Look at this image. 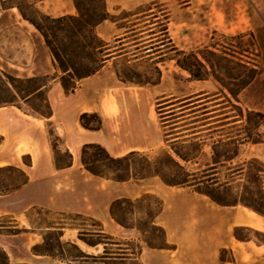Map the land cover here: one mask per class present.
I'll return each mask as SVG.
<instances>
[{
  "label": "crops",
  "instance_id": "0c3cea01",
  "mask_svg": "<svg viewBox=\"0 0 264 264\" xmlns=\"http://www.w3.org/2000/svg\"><path fill=\"white\" fill-rule=\"evenodd\" d=\"M250 1L264 17V0ZM106 2L113 14L110 0ZM38 5L48 14L53 13L49 11V0H39L35 3ZM69 14H78L75 6L57 16ZM101 24L103 22L97 26V31ZM119 29L125 31L124 28ZM124 31H113V38L122 36ZM108 65L96 74L78 80L73 92L67 91L60 80L63 73L44 35L25 15L19 0H0V74L19 79L44 78L47 84L40 90H43L52 110L50 117H44L18 103L0 105V167L16 166L28 176V181L20 188L0 194V218L10 216L20 228L17 233H9L6 227L0 226V245L11 262L76 264L33 252V247L43 242V236L32 229L26 216L29 209L43 207L93 216L116 237L138 238L137 230L126 229L111 217L109 207L117 198H136L151 192L164 201L157 221L165 228L167 240L173 247L158 249L144 246L139 257L144 264H264V243L250 238L239 239L234 234L237 227L264 232V216L248 206L241 203L220 205L193 188L167 185L158 176L119 182L97 176L85 168L81 154L87 143H100L114 156L151 149L131 145L124 153L119 151L118 141H127V137L134 136V129L127 123L121 124V118L123 116L131 122L132 110H138V107H121L120 84L132 87L121 81L115 71L111 82H105L104 72ZM139 109L142 110L141 107ZM85 112H97L103 121L102 128L92 130L84 127L80 117ZM51 129L60 137L63 151L68 149L73 154L71 166H56ZM147 136L145 141L152 139ZM249 156L264 162V142L250 147ZM98 182L124 184L129 190L120 192L115 185H109L107 190L100 185L98 189ZM95 193L102 196L101 202L92 201ZM90 247L94 252L101 251ZM223 250H228L231 258L222 259Z\"/></svg>",
  "mask_w": 264,
  "mask_h": 264
},
{
  "label": "trees",
  "instance_id": "16d2710c",
  "mask_svg": "<svg viewBox=\"0 0 264 264\" xmlns=\"http://www.w3.org/2000/svg\"><path fill=\"white\" fill-rule=\"evenodd\" d=\"M74 3L78 9L76 15L46 16L47 23L28 17L44 35L55 61L63 73L60 80L67 91L73 92L77 88L78 80L96 74L109 63H113L114 71L123 82L141 86L158 85L163 77V70L159 62L164 61V57L169 53H173L172 59L176 61L177 66L188 71L195 79L205 80L211 74L214 75L222 87L234 98H237L256 77L257 68L255 67L250 68L252 74L248 78H237L238 83L217 75L225 67L217 65L204 55L201 57L196 51L180 49L169 35L167 20L162 19L160 15H155V13L151 14L154 15L156 20L149 25L146 23V25L141 26L142 22H147V20L139 21L141 17L133 21L128 20L126 24L119 26L125 29L124 34L115 38L114 42L107 41L97 31V26L100 23L113 17L107 8L106 0H74ZM140 8H142V5L137 9ZM161 11L163 16L168 15L166 7ZM124 13L127 16L138 14L133 10L124 11ZM113 21H118V19ZM154 24L160 25L162 28L156 31ZM207 50L214 55L217 54L216 51L209 48ZM156 54L161 59L153 61ZM151 62L152 71H141L137 67L142 63ZM245 67L249 70L248 65H245ZM0 81L14 96V98L0 101V105L16 104V98L20 96L26 99L32 110L39 115L44 117L52 115L49 102L43 90H40L47 84L42 78L19 79L10 75L4 77L0 74ZM17 81L24 82L29 87H19L15 85ZM35 93L37 95L44 94L46 109L29 100V97ZM222 94L223 96L212 97V95L201 93L190 97L189 101L182 103L180 106V115L177 117L174 111L176 103L172 102L173 99L163 102H167L166 107H168L165 111L166 122L171 123L173 129H175L172 133L175 134L174 141L170 145L173 153L167 149H162L154 155L142 151H131L122 156H114L100 143H87L82 148L81 160L83 165L88 171L97 176L119 182L158 176L167 185L193 188L209 196L220 205L230 206L241 203L264 216L263 203L256 201L255 196L249 190H247V193L250 194V197L243 195L235 201L222 198L218 194L220 188L230 186L228 179L222 180L219 175V168L226 166L227 163L232 164L234 162V159L239 155L240 145L245 141H229L231 137H225L223 134L217 141H213L211 158L205 163L204 167L195 169L188 167V164L198 162V154L203 152L204 147L208 145L203 133L221 130L223 124L217 125L216 122L232 117L229 115L230 111L221 112L226 108L223 107L225 101L221 99L224 97L231 102L225 91H222ZM210 102H212L211 105L208 104ZM240 115L243 116V111ZM173 118H177V121L171 122ZM80 120L82 125L88 129L99 130L102 128L103 121L97 112H85L81 114ZM50 133L55 150L56 166L58 168L71 166L73 154L66 149L64 154L67 160L59 157L56 152L60 137L53 129ZM248 138L253 139V143L261 142L255 137L252 138L251 135H248ZM256 165H258L256 167L258 170L254 178L257 184L260 182L256 195H260L261 200H264V184L261 183L264 178V163L257 158H251L230 169L236 168V171L244 172L246 167L250 168ZM234 172L230 176H233ZM27 181L28 176L22 169L12 165L0 167V194L20 188ZM163 208V199L151 192L136 198L120 197L112 201L109 207L111 217L124 228L135 229L139 232L137 238L139 243L135 245L137 251L129 252L126 251L128 249L124 245H130L131 239L123 241L121 238L108 233L103 223L93 216L33 207L26 213L32 229H46L47 233L50 234L48 237L44 232H40L43 236V242L35 245L33 252L50 255L62 261L76 264H114L117 260L128 257H134L139 260L138 264H144L139 258L144 247L143 244L158 249L173 247L167 240L165 228L157 221ZM35 214L47 217L38 226H35V223H37V220L34 219ZM55 214H59L65 219L83 218L86 222L75 224L48 218ZM85 224H89L90 227H86ZM0 226L6 227L9 233L20 231V228L16 227V223L4 225L0 222ZM67 228L78 229V237L87 245L97 249L102 245L103 250L88 252L83 250L76 241L72 239L64 240L63 236ZM238 229L239 227L235 228V236L239 239H246L237 232ZM253 231L255 233L260 232L258 230ZM260 233L264 234V232ZM54 241L56 245L53 243ZM109 245H116L120 251H111ZM43 246H45V249H41ZM66 246L75 247L78 253L75 255L68 254ZM223 251L221 252V258L226 259L223 256ZM0 264H15L11 262L9 255L1 245Z\"/></svg>",
  "mask_w": 264,
  "mask_h": 264
},
{
  "label": "rangeland",
  "instance_id": "374dc122",
  "mask_svg": "<svg viewBox=\"0 0 264 264\" xmlns=\"http://www.w3.org/2000/svg\"><path fill=\"white\" fill-rule=\"evenodd\" d=\"M36 2H39V0H19L26 16L40 20L43 23H47L46 16L59 17L57 15L68 12L75 6L74 0H49V11L51 10L53 13L48 14L45 8H41L39 5L35 6ZM110 5L113 13L112 19H118V22L114 23L112 19H108L101 24L98 30L102 37L107 38V41L114 42L112 32L115 30L123 32L124 30L119 29L118 26L126 24L128 20L133 21L141 17L139 21L147 20V22H142L141 26L146 25V23L149 25L156 20L154 15L151 14L155 13V15H160L162 19L167 20L169 35L180 49L196 51L201 57L204 55L217 65L225 67L217 75L238 83L239 80L237 78H248L252 74L250 68H257L256 77L252 83L237 98H234L222 87L214 75L211 74L205 80L195 79L188 71L177 66L176 61L172 59L173 53H169L164 57V61L159 62L163 70L160 84L155 86L147 85L146 87L149 88H141V85L134 83H127L132 88H126V84H120L122 95L119 104L121 107L122 105L128 108L136 106L138 110L131 108L134 111L131 122L126 121L121 115V124L125 125L127 123L129 128H133L134 136L129 137V139L127 137V141H118L119 151L124 153L131 145H141L150 147L151 149L146 150V153L151 155L162 149H167L173 153L170 145L174 141L173 137L175 134L172 133H174L175 129H173L171 123L166 122L165 111L168 107H166L167 102H163L173 99L172 102L176 103L174 111L177 117L180 115V106L182 103L189 101L190 97L201 93L212 95V97L223 96L222 91H225L229 95L231 102L223 97L221 100L225 101L223 107L226 108L221 110V112L230 111L229 115L232 117L216 122L217 125L223 124L221 130L203 133L208 145L204 147L203 152L198 154V162L188 164V167L191 169L204 167L205 163L211 158L213 141H217L223 134L225 137H231L229 141H245L240 145L239 155L234 159V162L232 164L227 163L226 166L219 168V175L222 180L228 179L230 186L228 188H220L218 194L222 198L235 201L243 195L250 197V194L247 193V190H249L255 196L256 201L263 203L262 208L264 209V200H261L260 195H256L260 182L259 184L255 182L254 175L257 174L258 168L256 167L258 165L250 168L246 167L244 172H238L236 168L230 169L251 158H255L249 156L250 147H255V145L264 142V17L260 15L250 0H110ZM141 5L142 8L137 9ZM164 7L168 10L166 17L163 16L161 11ZM130 10L138 14L127 16L124 11ZM154 27L156 31L162 28L160 25H155ZM207 48L216 51L217 54L210 53ZM154 57L153 61L161 59L157 54ZM245 65L249 66V70ZM137 67L141 71H152V62L142 63ZM113 71L114 65L110 63L104 72L105 82H111V79L115 77ZM42 79L45 80L44 78ZM15 85L23 88L29 87L26 83L20 81L15 82ZM11 98H14V96L0 81V101ZM16 100L23 108L32 111L26 99L18 96ZM29 100L46 109L44 94L35 95ZM208 104L211 105L212 102ZM140 107L142 110L139 109ZM242 111L243 116L240 115ZM175 121H177V118L171 120V122ZM147 135L155 139L152 140L150 138L151 140L145 141L148 138ZM248 135L261 140V142L253 143L254 140L248 138ZM57 145V155L67 160L63 151L62 141H58ZM258 160L264 163L261 159ZM233 171H235L234 175L230 176ZM262 181L261 183L264 184V178ZM100 185H102L103 190L109 189V185L117 186L120 192H128L129 190L127 186H123L124 184L115 182L111 184L106 182L103 184L96 183L97 188H100ZM92 196L93 202L99 203L102 201V196L99 193H95ZM46 217L35 214L34 219L37 220L35 226H38ZM48 218L75 224L86 222L83 218L65 219L59 214L51 215ZM0 222L4 225H11L13 224V219L10 216H4L0 218ZM85 225L90 227L89 224ZM36 230L44 232L48 237L50 236L46 229L37 228ZM66 232L64 240L74 239L83 249L93 251L89 245L78 237V229L67 228ZM237 232L246 239L250 238L256 242L264 243V234L260 233L261 231L255 233L253 230L239 227ZM121 239L123 241L131 239L130 245H124L128 249L126 251H137L135 246L136 243H139L137 238L121 237ZM53 243L56 245L55 241ZM66 248L68 254L75 255L78 253V250L73 246H66ZM109 248L113 252L120 251L116 245H109ZM41 249H45V246L41 247ZM99 249L103 250V246H99ZM223 256L231 258V253L225 250L223 251ZM138 263L139 260L134 257H128L119 259L114 264Z\"/></svg>",
  "mask_w": 264,
  "mask_h": 264
}]
</instances>
